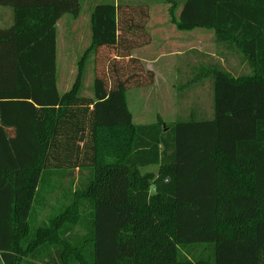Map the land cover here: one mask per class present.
I'll return each mask as SVG.
<instances>
[{
	"label": "trees",
	"instance_id": "trees-1",
	"mask_svg": "<svg viewBox=\"0 0 264 264\" xmlns=\"http://www.w3.org/2000/svg\"><path fill=\"white\" fill-rule=\"evenodd\" d=\"M82 1L0 0L13 13L0 27V264H264V0H185L178 19L165 0L177 30H213L218 50L192 52L202 62L177 84L181 101L208 81L211 119L182 112L167 131L159 118L135 124L127 103L155 81L132 56L151 42L147 5L97 4L91 46L59 93L56 24ZM75 170L88 179L37 224L43 194Z\"/></svg>",
	"mask_w": 264,
	"mask_h": 264
},
{
	"label": "crops",
	"instance_id": "crops-1",
	"mask_svg": "<svg viewBox=\"0 0 264 264\" xmlns=\"http://www.w3.org/2000/svg\"><path fill=\"white\" fill-rule=\"evenodd\" d=\"M83 1H82V8L80 14L77 17L64 15L58 20L56 24V62L58 60V62H60L61 67L76 69L75 71V76H76L78 63L81 57L84 55V53L91 46V13L93 8L97 4H101V3L115 4V5L123 4L126 6L147 5L149 10V21L146 27L151 37V42L150 44L144 47L133 50L132 56L138 58L143 63L146 69L154 72L155 74L154 85L155 84L170 85L169 87L173 91V110H174L173 115L178 117L182 112H185V116L195 114L196 116H198L199 119H211L213 115V111H212V100L209 94V87H208L209 99H208L207 107L202 104V101L200 99L202 96L201 92H197V93L189 92V93H185L186 97L184 99H186L187 97H191L190 99H193L194 101H192L188 105V107L182 111L179 108L181 107V103H180V93L178 92L177 84L182 82L183 76H184L183 80H188L191 78L192 73H190V66L187 72H185V74L182 75V73H180L181 65H184L185 63V67H187L190 59L192 62L191 66H193L196 62H198L199 59L197 58V55H193L191 53L192 52L204 53L202 50L203 44L201 40H198V37L199 36L203 37L204 35L206 37L208 36L209 39H211L216 45L215 33L213 30L195 29L189 32L176 30L177 29L176 27L171 25V23L167 22L170 21L171 19L170 8L172 6V3H167L165 0H83ZM171 1H174L177 4L174 13L176 18L178 19L181 10L184 6L185 0H171ZM12 21H13L12 10L6 7H0V27H9L12 24ZM173 36H176L177 38L172 39ZM83 51L84 53L80 57L79 55ZM204 54L210 56L211 58H218L214 54L213 55L212 54L208 55L209 53H204ZM199 62H202V60L200 59ZM93 63H94V55L91 54L88 57L86 63V69L89 66V64H91L92 66ZM87 73L88 71L86 72V77H87ZM72 75H74V70ZM86 77L84 80L83 95L91 97L92 87L89 94L84 93L86 91ZM91 84H93V80ZM127 103H128V98H127ZM165 116L166 114L160 113L156 115V119L151 123H146V124L143 123L138 124L136 122L134 123L137 125H150L157 123V120L159 118L162 120L164 124V131H167L165 126L173 124L176 121L177 117L175 120L169 121L165 118ZM155 167L157 168V172H158V167L157 166ZM148 168H152V167H148ZM157 172L155 174H157Z\"/></svg>",
	"mask_w": 264,
	"mask_h": 264
},
{
	"label": "rangeland",
	"instance_id": "rangeland-1",
	"mask_svg": "<svg viewBox=\"0 0 264 264\" xmlns=\"http://www.w3.org/2000/svg\"><path fill=\"white\" fill-rule=\"evenodd\" d=\"M167 22L171 23V21H167ZM171 25L176 27L172 23ZM176 36H173L172 39L177 38ZM198 40H201L203 44L202 50L204 53H209L208 55L210 54L216 55V53H218L216 45L211 39H209L208 36L207 37L205 35L203 37L199 36ZM83 53L84 51L79 56L81 57ZM226 58L227 59H222L221 63L228 71H231L234 74H239L240 72L244 71L245 67L243 65H240V62L237 58L227 55ZM56 66H57V73H56L57 88L59 93L63 94L70 88L72 82L74 81L76 69L63 68L60 66V62H58V60L56 62ZM180 68L182 70L186 69L185 63L184 65H181ZM73 70H74V75H72ZM87 71L88 73L86 77V91L84 93L89 94L92 87L91 84L92 80L96 74L95 63H93L92 66L91 64H89V66L87 67ZM169 86L170 85L168 84H155V85L153 84L143 88L131 89L127 92L128 105H129V109L131 110L134 116L133 117L134 122L138 124L151 123L156 119V115L160 113L166 114L165 118L169 121L176 119L177 116L173 115V111H174L173 91ZM208 87H209L208 81H202L201 85L198 86L197 88H190L193 89L190 92H194V93L201 92L202 96L200 99L202 101V104L205 105L206 107L208 106V99H209ZM190 98L191 97H187L186 99H182L180 101L181 103V107H179L180 110L182 111L185 110V108H187L188 105L192 101H194L193 99ZM141 172L142 174L145 173L155 174L157 172V168L152 167V168L142 169ZM88 177H89V172L86 170H82V171L75 170L73 172H68V173L65 172L64 174H61L60 181H55L54 184L55 190L53 191V193L49 194L50 196L43 194L44 204L42 207H37L35 212L34 219L35 221H38L37 224H40L41 223L40 221L46 222L48 217L57 214V212H59L58 208L61 205L63 204L68 205L71 201V195H72L71 191L74 190L75 188L77 189L78 185H80L81 182H85L88 179ZM48 188L50 187L43 185V189H48ZM33 226H35V223H33Z\"/></svg>",
	"mask_w": 264,
	"mask_h": 264
}]
</instances>
